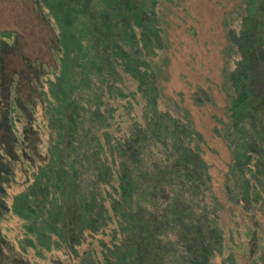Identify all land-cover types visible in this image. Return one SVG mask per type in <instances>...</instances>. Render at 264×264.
Segmentation results:
<instances>
[{
    "label": "trees",
    "instance_id": "obj_1",
    "mask_svg": "<svg viewBox=\"0 0 264 264\" xmlns=\"http://www.w3.org/2000/svg\"><path fill=\"white\" fill-rule=\"evenodd\" d=\"M39 1L55 27L57 53L37 95L44 152L36 128L25 146L14 113L20 107L0 106L22 142L14 148L26 187L12 201L22 248H59L80 264L92 263L90 251L99 264H211L224 246L219 201L209 189L201 133L159 92L165 36L158 0ZM226 22L227 119L217 129L230 155L224 190L244 211L264 213V91L258 98L252 83L254 66L264 70V0H239ZM197 89L192 97L201 102ZM4 201L0 193L1 213ZM258 254L252 246L250 264H264V250Z\"/></svg>",
    "mask_w": 264,
    "mask_h": 264
},
{
    "label": "rangeland",
    "instance_id": "obj_2",
    "mask_svg": "<svg viewBox=\"0 0 264 264\" xmlns=\"http://www.w3.org/2000/svg\"><path fill=\"white\" fill-rule=\"evenodd\" d=\"M239 0H158L165 36V46L157 57V81L167 105L177 102L202 135L201 156L210 175V192L219 201V220L224 233V246L211 264H250L252 246L256 254L264 250V213L244 211L232 204L224 190V172L229 162L226 140L218 134L227 119L228 80L226 63L230 47L227 20ZM53 23L39 0H0V106H17L16 125L25 146L40 135L39 148L44 152L47 140L41 98L56 63V34ZM261 61L256 59V63ZM254 66L252 78L256 95L264 91V70ZM43 88V89H42ZM198 91L199 101L192 97ZM43 94V93H42ZM263 94V93H262ZM210 97V98H207ZM174 104H172L173 106ZM12 112V110H11ZM264 118V113L261 112ZM264 119L260 117L262 125ZM32 125V126H31ZM14 127V126H13ZM16 127V126H15ZM42 143V148H41ZM22 147L0 112V193L6 207L0 212V264H80L71 253L59 248L36 253L35 248H22L21 219L12 210L14 196L26 187L27 178L20 174L19 155ZM10 174V175H9ZM9 175V181L7 179ZM256 226L253 227L249 224ZM252 232H256L251 240ZM87 242L79 247V260ZM91 264L98 256L89 253Z\"/></svg>",
    "mask_w": 264,
    "mask_h": 264
}]
</instances>
